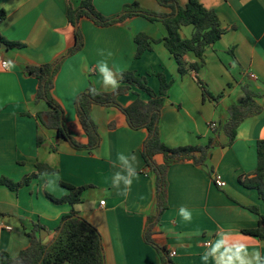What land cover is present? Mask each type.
Segmentation results:
<instances>
[{
	"label": "crops",
	"instance_id": "crops-1",
	"mask_svg": "<svg viewBox=\"0 0 264 264\" xmlns=\"http://www.w3.org/2000/svg\"><path fill=\"white\" fill-rule=\"evenodd\" d=\"M82 1L0 0V38L22 45L10 48L0 39V179L17 183L38 174L18 191L0 186V223L12 228L0 229V253L18 258L31 246L35 224L43 226L45 231L41 230L39 236L50 243L63 218L76 211L101 233L106 264H162L160 253L145 241L148 224L158 214L155 176L147 173L142 155L147 129L132 130L126 116L115 107L94 106L91 116L101 145L89 152L74 149L37 118L38 113L51 109L46 102L35 103L39 82L25 69L27 65L54 63L74 46L75 29L69 24L67 11L69 6L79 7ZM178 2L185 6L189 0ZM199 2L218 14L226 34L207 48L203 61L193 53L186 56V61L201 65L197 76L217 100L205 98L196 73L181 76L163 42L136 58L138 34L157 41L167 35L162 23L143 17L110 27H99L88 17L81 18L85 46L62 65L54 97L65 111L72 136L87 144L88 137L76 113V98L90 85L100 92H113L103 85L99 62H107L114 72L133 71L147 76L156 92L160 89L157 75L164 73L173 85L161 116L163 142L170 148L205 146L214 138L216 146L207 165L226 186L217 187L207 168L197 167L192 161L173 165L168 172V208L154 225L153 240L169 251L175 264H225V247L236 244L245 245L241 257L248 264H264V240L245 233L258 229L260 217L251 208L264 215V201L258 190L241 182L246 177L252 179L258 167V142L264 140V99L257 100L262 113L241 124L232 146H228L229 138L222 130L230 117L229 108L246 100L244 86L264 95V0ZM132 3L155 12H170L157 0H94L105 17L119 15L125 5ZM193 31L192 26H185L180 34L190 39ZM108 52L112 53L110 57ZM3 62H7V69ZM117 79L120 85L119 76ZM139 93L143 100H149L133 88L118 101L129 107ZM212 123L218 128L212 129ZM120 154L133 163L138 176L133 178L126 196L118 194L123 184L120 189L112 184L114 174L125 170ZM133 155L135 161L131 160ZM155 159L157 164L163 163V156ZM38 165L48 166L55 173L40 174ZM63 183L87 187L81 203L54 201L70 195ZM181 207L190 212V220L180 215ZM222 241L225 246L214 251ZM233 264L240 261L234 260Z\"/></svg>",
	"mask_w": 264,
	"mask_h": 264
},
{
	"label": "trees",
	"instance_id": "trees-1",
	"mask_svg": "<svg viewBox=\"0 0 264 264\" xmlns=\"http://www.w3.org/2000/svg\"><path fill=\"white\" fill-rule=\"evenodd\" d=\"M158 3L169 9L170 12H155L142 7L139 3L127 4L123 11L114 17H105L95 7L94 0H83L79 7L69 6L67 18L69 24L75 29V44L65 56L54 63L44 65H27L25 73L34 77L39 82L35 103L46 102L50 111L38 113L37 118L43 126L57 131L60 138L66 140L76 150L92 152L101 145V137L98 127L94 122L91 111L94 106L115 107L125 116L132 130L147 129L148 138L143 147V158L145 160L147 173L155 176L157 190L158 214L151 219L145 234L147 244L155 247L162 257V264H175L166 248L159 246L153 240L154 225L159 222L161 215L168 208V172L170 168L179 163L192 161L197 167L207 168L212 177L215 176L213 169L207 163L211 157V151L216 146L215 139H210L205 146H184L178 148L168 147L162 140L160 133V122L163 108L167 102L169 91L173 81L168 80L164 73L157 75L160 81L158 92L153 90L148 82V77L138 75L136 72H123L118 89L113 92H100L93 85L76 98L75 107L79 122L88 137L87 144H81L71 134L66 122L65 111L54 97L55 80L64 64L70 57L76 55L85 46L84 36L80 30V20L88 17L99 27H110L133 17H143L152 23H162L167 35L163 40H154L144 33L136 36L137 44L136 58L140 59L146 52L153 50V45L164 43L166 49L173 55L179 68L181 76L196 73L197 83L203 90L205 98L217 100L208 89L207 84L197 75L201 65L191 64L186 61V56L193 53L200 61L204 60L207 48L217 44L226 34L222 22L214 10L207 9L199 0H189L187 5L182 6L178 0H157ZM4 13L1 14V19ZM185 26H192L194 31L190 39H183L180 31ZM10 48H20L19 43H11L3 38ZM233 55V53L231 52ZM133 88L145 93L149 100L141 98L140 93L129 107H123L118 98L128 94ZM95 89L96 94L92 93ZM246 100L240 104H233L229 108L230 117L222 126L223 132L229 138L228 146H232L237 138L238 129L241 124L250 117L262 113L263 107L257 100L264 99V95L255 93L249 86H244ZM39 145L42 140L39 138ZM163 156V163L157 164L156 156ZM40 174H53L55 170L48 166L38 165ZM38 174L25 177L22 181L15 183L7 178L0 179V186H7L13 191L29 185ZM252 179L246 177L242 183L258 190L264 201V140L258 142V167ZM70 195L63 199H54L57 203L69 202L76 205L82 202V196L87 187H75L63 183ZM251 210L260 217L259 227L256 230L245 231L247 234L264 240V215L259 209ZM45 229L35 224L31 234V246L23 251L18 258H12L7 252H1L0 264H106L103 252V239L99 230L90 222L81 217L76 211L65 216L60 227L56 230L55 237L50 243H45L39 233Z\"/></svg>",
	"mask_w": 264,
	"mask_h": 264
},
{
	"label": "clouds",
	"instance_id": "clouds-1",
	"mask_svg": "<svg viewBox=\"0 0 264 264\" xmlns=\"http://www.w3.org/2000/svg\"><path fill=\"white\" fill-rule=\"evenodd\" d=\"M99 54L103 55L104 54L103 50H100ZM107 55L110 57L112 55V53L108 52ZM8 63L11 65L10 61ZM12 66H14V65H12ZM97 67H98L99 73L101 74V76L103 78V85H104L105 89L111 88V90H113V91L118 89L119 81L117 79V76H119V79H123L122 73H120L119 70L114 72L112 69L109 68L107 62H105V61L99 62ZM91 91L93 94H96L95 89H92ZM119 160L123 162V164L125 166V170L123 173L122 172H116L114 174L112 184H113V187L116 189H120V185L123 184L124 189H123V191H120L118 194L126 196L131 189L133 178H138V176H137L136 169L133 166V163L129 164L127 156L120 154ZM131 160L135 161L136 157L133 155L131 157ZM179 211H180V215L185 220L191 219V214L187 209L181 207ZM222 246H225L224 241L216 244L214 251L218 250ZM244 248H245L244 244H236L234 246H226L225 252L223 253V256H222V258L226 257L225 264H233L234 260H239L240 264H248V262L245 261L241 257V252Z\"/></svg>",
	"mask_w": 264,
	"mask_h": 264
},
{
	"label": "built area",
	"instance_id": "built-area-1",
	"mask_svg": "<svg viewBox=\"0 0 264 264\" xmlns=\"http://www.w3.org/2000/svg\"><path fill=\"white\" fill-rule=\"evenodd\" d=\"M3 67L5 69H7V67H8L7 62H3ZM210 126H211L212 129H217L218 128V125L216 123H212ZM213 179H214L215 185L217 187L224 188L226 186V183L223 181L222 177H220L219 175L215 174V176L213 177ZM101 205L104 206L105 205V202H101ZM0 229L1 230H7V231L12 230V228H10V227H4L3 224H1V223H0ZM175 255H176V253L173 252L172 253V256H175Z\"/></svg>",
	"mask_w": 264,
	"mask_h": 264
},
{
	"label": "water",
	"instance_id": "water-1",
	"mask_svg": "<svg viewBox=\"0 0 264 264\" xmlns=\"http://www.w3.org/2000/svg\"><path fill=\"white\" fill-rule=\"evenodd\" d=\"M46 234H48V233H46ZM42 240H45V236H42Z\"/></svg>",
	"mask_w": 264,
	"mask_h": 264
}]
</instances>
